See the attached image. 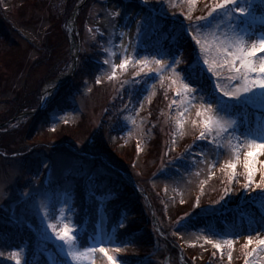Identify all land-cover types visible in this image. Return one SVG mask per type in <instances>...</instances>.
I'll use <instances>...</instances> for the list:
<instances>
[{"label": "rangeland", "instance_id": "1", "mask_svg": "<svg viewBox=\"0 0 264 264\" xmlns=\"http://www.w3.org/2000/svg\"><path fill=\"white\" fill-rule=\"evenodd\" d=\"M86 1L82 2L83 5L77 9L78 12L73 19L72 9L81 3V0H0V28L8 33L6 35H9L6 40L0 38V123L11 119L10 117L9 119L5 117L10 115L9 108L12 103L16 104L21 97H27V92H31V94L38 93V95L34 96L39 100V93L42 92L44 84L48 80L68 71L73 53L67 27L72 17L74 21L71 20L70 32H73L76 43H79L82 48L78 49L77 56L81 53L90 58L99 57L101 64L98 63L96 71L92 73L89 80L80 82V84L76 83V89L70 98L71 104L68 108L63 111L53 110L48 115L49 121L45 131L53 132V134L46 136L50 139L48 143L51 144L53 141L52 136L55 135V132L61 126L77 124L82 117L80 130L72 131L69 129L68 132L73 134V139L79 140L82 144L92 143L90 134L98 126L104 113L103 111H105L107 98L112 96V98L116 99L117 93L115 94V91L121 87L123 81H132L131 78H134V72L136 71L131 67L123 75L118 71V79L109 81L106 75L101 73V69L107 66L102 65L105 54L98 47V39L100 40V38L99 33L95 30L99 28L100 31L105 32L104 40H100L102 46L108 38V33L113 31L108 24L106 12L120 7L126 14L135 15L141 11V8L139 0H94L88 3L79 15ZM213 2L214 0H197L193 7V17L206 15L209 9L205 5H211ZM150 4L155 6L154 17L160 25L163 23L161 21L164 17L169 18L167 37L172 42L180 32L181 24L187 26L189 23L188 20L184 19V16L179 14L181 11H187V4L178 5L175 9L169 7L168 0H159V2L150 0ZM173 12L176 13L175 16H173ZM117 21L118 24L115 30L117 34L119 31H124L128 34L123 37V41L118 35L113 36V42L116 45L121 42L127 45L130 39L134 38L135 24L132 23L129 29L123 27L126 21L120 20L119 17ZM256 24L259 25V21ZM89 29L93 31L90 32ZM93 36L97 39L93 40ZM165 36L166 34L163 33L155 37L150 32L144 40L146 43L153 40L155 41V46H159ZM45 39H48L51 46L54 47L50 46L51 52L47 49L46 43H44ZM11 42H13L12 45L14 44L17 47L12 46ZM153 48L154 46L148 49V52H151ZM114 51L119 53L120 49L117 47ZM116 62L119 63L118 58ZM177 71L180 70L177 68ZM127 74L131 77L127 78ZM98 75L101 79L100 84L95 83ZM153 83L155 84L154 88H152ZM169 83L170 81L166 78L163 87L158 81H149L147 85H142L155 92V95L151 96V103L160 90V106L156 110V119L152 123L153 125H158V131L156 132L161 134L158 136L160 143L155 149V151L157 150L155 152L156 157L152 158L151 162L146 163V168L142 169V172L138 170L139 167L137 168L138 175L144 174V177L140 179L142 185L133 184L141 196L140 202L143 212L147 214L150 220L148 227L150 232H152L151 237L153 238V243L149 244L147 249L148 252L143 255V258L146 259L145 264H244L246 257L244 256L245 250L242 245L246 243L245 237L248 234L249 224L241 227L240 230L238 228V231L242 234L234 242L233 259L229 262L227 248L223 250V258L221 259L219 253H217L216 257H213V252L216 250L211 245L200 246L203 244V239H198V237H202L204 232L201 230L208 227L190 229L186 219L192 217L191 208L196 206L197 200H199V208L196 207L198 210L197 214L202 216L221 212L222 208L239 207L246 201L253 202L255 211L261 213L259 207L261 197L258 192L257 194L255 193L256 191L251 189L245 191L242 188V185L246 182L243 175V157H241V164L237 169L236 180L229 184L227 172L221 171L223 160L230 158V153L227 150H224L221 164H217L212 169L215 175L209 179L208 165L204 162L205 156L202 153H208V160H211L210 149L212 146H209L206 141H199V129L194 130L192 127V121L198 119L195 108L186 115L185 135L176 137L175 145L172 144L173 136L169 139L166 135L169 130L173 131V133L175 131L174 118L176 111L175 107L170 109L169 105L172 104L174 99L178 100L179 98L175 96V86L169 88ZM64 85L63 83L60 87ZM124 86L129 88V91H127L129 95L133 92L134 86L138 87V85L132 83ZM118 93L124 94L122 90ZM147 96L148 93L145 92L140 99H144ZM48 103L50 105L51 100ZM196 103L198 105L199 102ZM147 106H149V103L146 99H144V107L142 109L137 102L134 106L136 109L134 112L139 113L140 110H144ZM11 117L14 118L13 115ZM128 117L134 119L136 125L140 127H134L127 119L124 129V140L126 143H136V146L139 143L143 150L146 149V142L152 137L150 128L144 126V121L147 120L146 115L145 117L137 116L134 118V115H129ZM27 120L28 118L25 120V117L17 118L13 121V124H7L4 128L1 127L0 131L6 132L25 124ZM129 130H131V135L128 134ZM22 136L19 135L20 138ZM191 138H196L197 140L196 154L188 155L190 157L185 161L186 165H179L177 162H173L170 157L182 150V143ZM166 139L167 141H165ZM37 140L39 139L36 137L32 142L35 143ZM29 142L31 141L25 143L20 140V143H18L23 145L22 148L27 149L28 154L22 151L18 152L20 146H17L14 147L15 150L10 160H0V223L11 222L12 216L16 215L18 220L28 221L29 228L43 232L45 225L42 223V215L45 209H38V205L41 200L50 204L52 202V192L47 189L46 185L62 178L67 172H71V174L79 172L82 175L81 177L84 178L88 172V165L93 167L95 174H97L96 170L99 169L97 164L93 166L91 162L88 163L86 160L83 162L79 157H73L77 151L72 148L77 146V142H74V145L68 144L70 146L68 149H72L71 153L73 155L63 149L56 150L53 148L55 151L51 153L50 160L46 157V150L37 151L35 147L26 148ZM200 142L202 143L201 145L199 144ZM64 143L66 144V142ZM221 143L223 144L224 141H221ZM56 146L61 145L57 142ZM23 157L34 160L36 164L34 167L35 172L28 175L20 170L22 166L21 158ZM260 159L264 160V157H260ZM101 170L103 172L104 167ZM196 173H199V175H196ZM255 179L257 182L259 181V174ZM201 181H207V183L202 185ZM23 182L28 183V187L25 184L24 187L22 185ZM129 182L133 183L134 180L129 178ZM225 188L230 189L227 195L224 192ZM25 193L29 195H25ZM216 195H219V197H215ZM221 196H224L225 199L221 200ZM65 199L66 196L60 198L56 206V217L59 215L58 210L61 207H66L69 210L68 214L72 216L71 200L69 199V204L65 206L63 204ZM181 205L183 208L180 207ZM178 210H180L179 213H177ZM254 216L255 213H249V218L254 220ZM97 219V225L94 229H101L109 234L110 232L108 233L105 225L106 216L99 211ZM255 221L257 220L253 222ZM256 226V223H253V227ZM114 232L115 229L113 228L109 235L113 237ZM252 234L255 235L254 232ZM213 238L215 239L216 237ZM53 242L54 245L52 248L48 247L47 251L49 264H54V261L61 258L60 254L57 253L58 242L54 240ZM191 244H196V246L191 247ZM114 246L117 245L114 243L113 246H109V254L117 256L112 251ZM254 246L251 245L250 248ZM22 249L24 250L22 255L26 258L25 249ZM54 250L56 251L54 252ZM13 251H10V253ZM10 253L0 251V260L7 261L8 264H14V261L9 258ZM97 255L98 257L100 256L99 253ZM95 264H108V262L104 258H97Z\"/></svg>", "mask_w": 264, "mask_h": 264}, {"label": "snow or ice", "instance_id": "2", "mask_svg": "<svg viewBox=\"0 0 264 264\" xmlns=\"http://www.w3.org/2000/svg\"><path fill=\"white\" fill-rule=\"evenodd\" d=\"M196 2L197 0H168L172 9L185 3L188 6L186 12L181 11L179 14L189 23L187 26L181 24L180 32L175 37L178 40L186 35L193 45L192 60L185 68L177 71L176 66L181 63V59L174 51L165 49L162 45L154 46L151 52H148L147 47H139L145 44L144 38L150 32L156 35L161 31L160 24L154 17V4H150V0H139L141 11L135 15L126 14L120 7L105 13L113 31L108 33L107 40L101 46L105 54L102 65L107 66L101 69V73L109 81H113L118 79V71L123 75L130 67L135 69L133 80L123 81L122 88L129 83L147 85L149 81H158L163 87L167 78L170 81L168 87L175 86V96L179 98L169 105L170 109L175 107L176 111L172 144L175 145L176 137L185 135L186 115L195 108L198 119L192 121V127L194 130L199 129V141H206L212 146L211 160H208V153H202L205 156L204 162L208 165L209 179L215 175L212 169L221 164L224 150L230 153V158L223 160L221 171L227 172L229 184L236 180L237 169L243 157L246 182L242 188L245 191L259 190L258 195L261 197L260 220L249 222L246 243L242 245L246 257L244 264H264V160L260 159L264 157V0H214L211 5H205L209 9L206 15L193 17ZM175 15L173 12V16ZM118 17L126 21L124 28L130 29V25L135 24L134 38L127 45L123 42L116 45L112 39L118 35L123 41V37L128 34L124 31L117 34L115 31ZM257 21L258 28L255 27ZM95 31L99 33L100 40H104L105 32L99 28ZM92 39L97 38L93 36ZM117 47L120 49L119 53L114 51ZM117 58L119 63L116 62ZM95 83H101L99 75ZM154 87L153 83L152 88ZM145 92L148 96L144 99L151 103V96L155 95L151 89L142 87L136 95L140 97ZM144 99L138 101L141 109L144 107ZM196 102H199L198 105ZM249 109L253 110L251 118L248 117ZM241 113H244L243 118H240ZM126 119L134 127H140L131 117ZM128 134L131 135V130ZM142 150L138 143L137 151ZM186 152L191 155L190 149ZM177 159L182 160L184 157ZM258 174L257 182L255 178ZM205 183L207 181H201L202 185ZM229 191V188L224 189L226 195ZM65 195L63 204L67 206L70 197L67 193ZM223 199L225 197L221 196V200ZM196 207L199 208V200ZM40 208L45 209L42 215V223L45 225L43 238L45 241L58 242L57 250L61 258L54 261V264H95L97 258L106 259L108 264H121L117 256L109 254V246L115 243L111 235L97 229L85 241L81 236L83 229L68 214L66 207L59 208L55 222H48L53 219L52 211L55 210L50 203L41 200L38 205V209ZM253 223L257 226L253 227ZM119 226L123 227V223ZM201 231L204 235L198 237L203 239L200 246L211 245L216 250L213 257L219 253L221 259L223 250L227 248V257L231 262L234 242L242 233L213 227ZM251 245L255 246L250 248ZM190 246L195 247L196 244ZM23 251L18 248L10 253L9 258L14 264H27ZM112 251L120 253L122 249L114 246Z\"/></svg>", "mask_w": 264, "mask_h": 264}, {"label": "trees", "instance_id": "3", "mask_svg": "<svg viewBox=\"0 0 264 264\" xmlns=\"http://www.w3.org/2000/svg\"><path fill=\"white\" fill-rule=\"evenodd\" d=\"M93 1L94 0H87L79 12V15L82 10H84L83 8ZM161 22H163L160 25L161 31L154 36L157 37V35L166 34L165 39L160 42V45L174 51L179 56L181 63L177 65V68L181 70L192 60V42L185 35L171 42L167 37L169 18H163ZM255 27L258 28L259 25L256 24ZM6 34L8 33L0 28V38L6 40V37H9V35ZM13 42L10 44L12 45ZM44 43H46L47 49L51 52L52 46L49 40L45 39ZM98 43V46L101 47V42ZM12 46L17 47L14 44ZM153 46H155V41L152 40L149 41V43L145 42V44H141L139 47L151 49ZM76 62L78 66L73 76L69 82L65 83L63 87L57 90L50 105H47L45 109L35 114V116H31L25 124L14 127L6 132L0 131V160H10L15 150L14 147L17 146H20L18 152L22 151L28 154L27 149L22 148L23 145H19L18 143H20V140L25 143L27 141L32 142L33 139L37 137L39 140L35 143L29 142L26 148L35 147L37 151L46 150V157L49 160L51 153L55 151L53 148L56 150L63 149L70 154H72L71 150L73 149L77 151L75 155L72 154L73 157H79L83 162H85V160L88 163L91 162L93 166L97 164L99 170L104 167L103 172L102 170H96L97 174H95L93 167L88 165V172L84 178L81 177L82 175L79 172L75 174L67 172L62 178L46 185L47 189L52 192L51 206L55 209L54 213H52L53 219L51 221H55L56 206L60 198L66 196L65 194L67 193V196L70 197L71 200L70 207L73 209V220L83 229L81 236L85 241L94 233L100 211L107 218L105 225L108 233H111L113 228L115 229L112 238L115 244L122 249L120 253H116L121 264H145L146 259L143 258V255L148 252L147 249L149 244L153 243V238L151 237L152 232H150L148 227L150 225V220L147 214L143 212L140 202L141 196L134 185L141 184L140 179L144 177V174L138 175L137 168L139 167L138 170L141 172L142 169L146 168V163L149 161L151 162V159L156 157L155 152L157 150L155 151V149L159 145L158 143H160L158 136L161 134L156 132L158 131V125H153L152 123V121L156 119L155 113L158 106H160V90L158 94L154 96L152 103H149V106L145 107L144 110H140L139 113H136L134 112L136 111L134 106L141 98V96L138 97L136 93L143 87L142 84H136L138 87L134 86L131 95L127 93V91H129L127 86L123 88L119 87L117 91L121 92L122 90L124 94H119L115 91V94L117 93L116 99L112 98V96L107 98L105 111H103L104 113L98 126L90 134L91 144H82L79 140L76 141L73 139V134L68 132L69 129L72 131L80 130V127H82L80 125L82 117L77 124L72 126H70V124L69 126H61L59 130L55 132V135L52 136L53 141L49 144L48 141H50V139L46 137L49 133L47 130L45 131L49 121L48 115L53 110L63 111L68 108L70 106L69 98L76 89V83L80 84L84 79L89 80L92 73L97 69V65L93 63L91 58L88 56L86 57L84 54L80 53ZM126 76L127 78L131 77L128 74ZM131 79L133 80V78ZM205 83L206 85L208 84L207 81ZM34 95H38V93L31 94V92H27V97H21L16 104L12 103L9 108L10 115L5 118L9 119L12 115H18L24 110L35 109L38 100ZM126 104L127 107H125ZM251 111L252 110L249 109V118H251ZM129 115H134V118L137 116L145 117L146 115L147 120L144 121V126L150 128L152 137L147 140L146 149L143 151L138 152L134 143H126L124 140V129L127 122L126 118ZM241 117H244V113H241ZM19 135H23L22 138H20ZM166 136L170 139L173 136V131L169 130ZM196 138H191L183 142L182 150L177 153L179 155H173L170 159L173 162H177L179 165H186L185 161L190 157L186 150L190 149L191 155L197 152ZM165 141H167V139ZM57 142L61 146H56ZM64 142H66V144ZM74 142H77V146L74 148L71 147L72 149L69 150L68 147L70 148V146L68 144L74 145ZM199 144L201 145L202 143L200 142ZM181 156L184 157L183 160L177 159ZM21 165L20 170L24 171V173L29 175V173L35 172L34 167L36 164L34 160L23 157L21 158ZM79 168L81 169V167ZM129 178L134 180V185L129 182ZM24 184L28 187V183L23 182L22 185L24 186ZM255 191L256 194L259 192V190ZM215 197H219V195ZM180 207L183 208L182 205ZM191 209L193 215L190 219H186V223H188L187 225L190 226V229L205 226L213 227L217 230L238 231V228L240 230L244 225L242 216L249 215V213H255L254 220H260V215L254 211L251 201L245 202L239 205V207L232 206L230 208H222L223 210L221 212H215V214L211 215L207 214V216L198 215L196 206H192ZM179 211L180 210H178L177 213H179ZM12 217L13 219L9 222L10 224L0 223V251L10 253V251L22 247L25 249L24 254L27 264H48L47 251L48 247L52 248L54 245L53 240L45 241L42 236L43 232L39 230L34 231L33 228H29L28 221L18 220L16 215ZM254 220L250 218V221ZM121 223H123V227L119 226ZM48 231L49 235H51L50 230ZM55 251L56 250H54V252ZM0 264H8V262L0 260Z\"/></svg>", "mask_w": 264, "mask_h": 264}, {"label": "water", "instance_id": "4", "mask_svg": "<svg viewBox=\"0 0 264 264\" xmlns=\"http://www.w3.org/2000/svg\"><path fill=\"white\" fill-rule=\"evenodd\" d=\"M82 2H84V0H81V3L77 4V5L74 7V9H72V12H71V13H72V17H73V19H74L75 15H76L77 12H78L77 9H79V7L83 4ZM73 19H72V20H73ZM73 21H74V20H73ZM68 32L70 33V29H69V28H68ZM74 61H76V55L73 56L72 65H71V68H70V70H69L67 76L64 78V80H62L60 83H58L57 86L53 87V88L51 89V91H55V90L59 87V85L63 84L64 82H66V81L69 79V77L72 75L73 70H74V68H75V62H74ZM41 97H42V93H40V102H39L38 108H36L35 110L24 111V112L20 113L18 116L9 119V120H7L6 122L0 123V128H1V127H4V126L7 125V124H11V123H12L15 119H17V118L24 117V116H32L33 114H35V113H37L39 110H41V109L43 108V106H41V105H42V104H41Z\"/></svg>", "mask_w": 264, "mask_h": 264}, {"label": "bare ground", "instance_id": "5", "mask_svg": "<svg viewBox=\"0 0 264 264\" xmlns=\"http://www.w3.org/2000/svg\"><path fill=\"white\" fill-rule=\"evenodd\" d=\"M71 20H72V17L70 18L69 22L71 23ZM70 23L68 24V26L70 27ZM72 43V53L74 51V42L71 41ZM68 72V71H67ZM67 72H64L62 74H60L55 80L53 81H48L47 83L44 84V87L42 89V97H41V106H45L46 103H48V101L50 100L51 98V89H52V86L61 81L62 79L65 78V76L67 75Z\"/></svg>", "mask_w": 264, "mask_h": 264}]
</instances>
